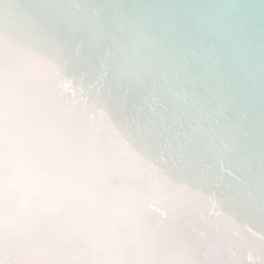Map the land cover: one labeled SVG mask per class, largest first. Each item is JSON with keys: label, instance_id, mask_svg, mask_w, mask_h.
Instances as JSON below:
<instances>
[{"label": "snow or ice", "instance_id": "snow-or-ice-1", "mask_svg": "<svg viewBox=\"0 0 264 264\" xmlns=\"http://www.w3.org/2000/svg\"><path fill=\"white\" fill-rule=\"evenodd\" d=\"M5 75L102 121L170 190L175 264H239L225 221L264 241V0H0Z\"/></svg>", "mask_w": 264, "mask_h": 264}, {"label": "clouds", "instance_id": "clouds-1", "mask_svg": "<svg viewBox=\"0 0 264 264\" xmlns=\"http://www.w3.org/2000/svg\"><path fill=\"white\" fill-rule=\"evenodd\" d=\"M170 190L129 169L102 121L21 76L0 82V264H175Z\"/></svg>", "mask_w": 264, "mask_h": 264}, {"label": "bare ground", "instance_id": "bare-ground-1", "mask_svg": "<svg viewBox=\"0 0 264 264\" xmlns=\"http://www.w3.org/2000/svg\"><path fill=\"white\" fill-rule=\"evenodd\" d=\"M211 211V209H208ZM250 226H234L230 222H223L224 237L220 241L221 247L230 254L239 264H260L264 259V241L259 233L247 231Z\"/></svg>", "mask_w": 264, "mask_h": 264}]
</instances>
